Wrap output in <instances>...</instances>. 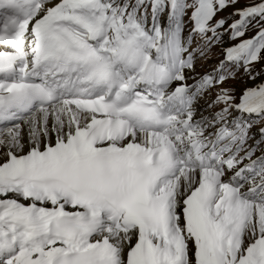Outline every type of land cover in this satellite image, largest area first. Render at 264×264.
<instances>
[{"label": "snow or ice", "instance_id": "1", "mask_svg": "<svg viewBox=\"0 0 264 264\" xmlns=\"http://www.w3.org/2000/svg\"><path fill=\"white\" fill-rule=\"evenodd\" d=\"M261 145L264 0H0V264H264Z\"/></svg>", "mask_w": 264, "mask_h": 264}, {"label": "rangeland", "instance_id": "2", "mask_svg": "<svg viewBox=\"0 0 264 264\" xmlns=\"http://www.w3.org/2000/svg\"><path fill=\"white\" fill-rule=\"evenodd\" d=\"M247 2V0H241V5L243 3ZM231 9H229L228 11H226L225 13H223L222 15L227 16L229 15ZM252 33H249V35H251ZM221 46L218 44L216 45L210 52L209 55L207 57V59H197L196 61V70L194 75L199 76L205 72H210L212 70V68L214 67V65L218 62V60L221 58ZM252 85V81H250L249 79H247V77H245L242 73H238L237 75V79L229 81L228 84H226L225 86H231L234 87L236 89V94L237 96L240 94L241 90L246 87V86H251ZM215 89L212 90L211 93H209L208 95H206L201 101H200V108L202 110H205V115L208 114V111H211L210 109H207V104L211 101V99L214 97L215 95ZM260 125H256V128L253 129L252 133L258 132ZM257 134H254V136H256ZM259 139V138H258ZM262 148H264V145H261Z\"/></svg>", "mask_w": 264, "mask_h": 264}, {"label": "bare ground", "instance_id": "3", "mask_svg": "<svg viewBox=\"0 0 264 264\" xmlns=\"http://www.w3.org/2000/svg\"><path fill=\"white\" fill-rule=\"evenodd\" d=\"M254 134H257L256 136H258V133H253V136H254ZM256 136H255V137H256Z\"/></svg>", "mask_w": 264, "mask_h": 264}]
</instances>
